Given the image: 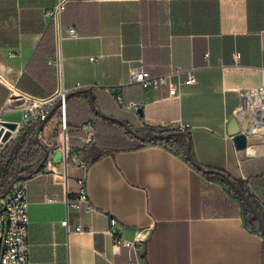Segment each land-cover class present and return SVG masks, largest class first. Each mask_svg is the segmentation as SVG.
<instances>
[{
  "label": "crops",
  "instance_id": "obj_1",
  "mask_svg": "<svg viewBox=\"0 0 264 264\" xmlns=\"http://www.w3.org/2000/svg\"><path fill=\"white\" fill-rule=\"evenodd\" d=\"M60 1L63 85L78 91L87 112L88 93L79 90L92 88L104 115L73 118L66 133H56L50 122L54 113L59 118L55 111L39 133L55 143L41 170L21 159L27 145L21 133L2 151V162L18 153L27 175L29 264H264V234L246 226L240 200L219 176L163 144L127 147L115 135L102 138L123 127L105 115L144 133L147 126L188 123L196 162L245 185L253 181L264 194V141L251 135L238 149L227 131L242 90L264 83V0H0V105L14 91L44 96L57 87L48 62L55 27L44 11ZM71 23L76 35L65 29ZM137 64L154 74L193 68L196 82L180 84L169 96L166 86L130 83ZM185 78L182 72L175 80ZM119 83L126 99L141 102V113L115 103L106 87ZM4 118L17 121L21 113ZM87 118L95 119L91 160L86 169L66 165L65 152L82 144L80 124ZM80 177L95 210L67 205ZM111 218L120 236L139 240L137 249L115 244Z\"/></svg>",
  "mask_w": 264,
  "mask_h": 264
},
{
  "label": "built area",
  "instance_id": "obj_2",
  "mask_svg": "<svg viewBox=\"0 0 264 264\" xmlns=\"http://www.w3.org/2000/svg\"><path fill=\"white\" fill-rule=\"evenodd\" d=\"M62 1L45 9V14L48 15L55 27V51L54 56L49 58L48 62L54 66L58 85L51 93L40 96L26 92H11L9 100L5 104L0 105V154L5 149L8 142L16 136L19 131L25 126H32L36 129L40 122L47 117L55 102L61 99L62 102L57 108L59 113V121L62 130L67 131V99L66 95L70 90L63 85L62 76V54L60 47L61 31L63 29L60 23V11ZM70 35H76L77 30L75 24H69L65 27ZM240 56L239 51L233 52L235 61ZM91 60L95 56L90 57ZM182 72H186L185 79L175 80ZM130 83H137L143 88H160L166 86L168 95L175 96L178 94V86L184 83H195L196 77L193 73V68L184 69L181 66H176L165 73L154 74L145 68L142 64H137L130 69ZM125 88L124 83H119L106 89L112 92L115 103L119 107H123L138 114L141 106L140 101L126 99L122 93ZM242 103L235 111V117L238 122L239 132H242L248 138L251 135L258 134L260 139L264 141V83L254 88H246L241 92ZM19 110L21 113L20 120L13 121L4 118V114ZM4 121L16 122V128L12 130L10 137L1 141L2 136L7 130ZM80 127L84 130L82 141L84 144L90 142L95 137V119L87 118ZM189 127L188 123L179 125L180 130H185ZM40 131L37 133L39 134ZM48 156L44 163L47 161ZM66 165H73L78 168L86 169L88 166L87 154L81 147L71 148L65 152ZM78 189L75 196L67 197V205L74 209L83 208L86 211L95 210L88 197L85 178L80 177L77 180ZM56 200L57 198H53ZM28 197L26 192L25 180H20L14 183L12 189L3 198H0V264H29L30 263V241L29 232V216H28ZM113 228L109 230L114 234V242L117 246L126 245L133 249L140 246L139 240H128L120 236L114 229L116 224L115 218H111ZM67 225V220L63 221ZM77 229H80L78 227ZM132 264V263H129Z\"/></svg>",
  "mask_w": 264,
  "mask_h": 264
},
{
  "label": "trees",
  "instance_id": "obj_3",
  "mask_svg": "<svg viewBox=\"0 0 264 264\" xmlns=\"http://www.w3.org/2000/svg\"><path fill=\"white\" fill-rule=\"evenodd\" d=\"M88 102H89V100H88ZM66 105H67V128L70 127V125H72V123H73L72 119L73 118H75V122H76L77 120L83 119L84 117L88 116L89 114H94V110L91 108H89L88 112H87V108H88L87 104L86 103L85 104L80 103L78 101L77 96L74 94L70 95L67 98ZM128 125L131 127V129L133 131H127L123 127H120L115 132H112L113 130L111 132L106 131V133L102 136V138H104L106 141H109V140L112 141V140H114L113 136L115 135L116 136L115 142H117L119 145H125L127 147H137V146H140V145H143L146 143H159V144H163V145L167 146L168 148L186 156L187 139L181 133H173V134H171L165 138H162V139L161 138H154L151 141H147V140L142 139L138 136V135L149 136V135L154 134V133L164 134V133H167L169 131L179 130V129L171 128V127L147 126L146 132L144 133V132H141V131L135 129V127L132 124H128ZM19 133H21V137H22L21 143L22 144H24V143H27V144L28 143H35L36 129H34L32 126H25L24 128H22L19 131ZM29 136H30V138H29ZM17 150H16V152H18ZM1 155L2 154H0V192H2L4 190V187H3L4 182L3 181H7L9 179L14 178L18 174L23 173V169H24V168H20L21 162L19 160L20 156L18 153L11 154L10 157H8L6 160H3L4 162H2V160H1ZM97 156H98V154H96V156L92 157V159H95ZM87 158H88V163H89L91 160L90 154H88ZM41 169L42 168H40L39 170H41ZM206 174L217 175L221 178V180L224 182L225 186L230 191V193L240 200L246 226L252 230H256V231L262 232L264 234V232L262 231V229L259 226L257 217L254 215L252 209L249 207V205L246 203V201H244V199L241 197V195L239 193H237L232 188V186L227 182L224 175L221 173H215V172H206ZM225 174H227V173H225ZM25 179H23V180H25ZM234 181L244 190L247 197L249 198V200L253 204L254 208L262 217V215L259 211V206L256 203V200L254 198V195L252 193H249L247 187L245 186V183L242 181H239L237 179H234ZM262 221L264 224L263 217H262Z\"/></svg>",
  "mask_w": 264,
  "mask_h": 264
},
{
  "label": "water",
  "instance_id": "obj_4",
  "mask_svg": "<svg viewBox=\"0 0 264 264\" xmlns=\"http://www.w3.org/2000/svg\"><path fill=\"white\" fill-rule=\"evenodd\" d=\"M79 91H83V92H87L88 93V100L91 104V107L92 109L94 110V112L100 116H103L104 114L101 113L96 105L94 104V101H93V94H92V88L90 87H86L82 90H79ZM75 93H78V91H71L69 92L67 95H66V99L70 96V95H73ZM62 100L61 99H58L53 108L51 109V111L49 112V114L47 115L46 118H44L38 128H37V133L42 129V127L44 126V124L47 122V120L49 119V117L57 110L58 106L61 104ZM139 113L142 112V108L140 107L139 108ZM107 118L111 119V120H114V121H117L119 123L122 124V126L125 128V130L127 131H133L131 129V127L128 125L127 122H125L124 120L122 119H119V118H116V117H113V116H109V115H105ZM6 126H7V130L5 131L4 135L2 136L1 138V141H5L7 140L11 133H12V130H14L16 128V122H13V121H4L3 122ZM227 131L230 135H232L233 137V140L235 142V145L238 149H243L247 146V137L244 133L242 132H239V128H238V122H237V119L235 116H233L231 118V120L229 121L228 123V127H227ZM173 133H181L183 134L186 139H187V146H186V156L188 158V160L196 167L198 168L199 170L203 171V172H215V173H221L224 175L225 179L227 180V182L232 186V188L241 195V197L244 199V201H246V203L249 205V207L252 209L254 215L257 217V220H258V223H259V226L260 228L262 229V231L264 232V224H263V221H262V217L260 216V214L256 211V209L254 208L253 204L251 203V201L249 200V198L247 197L246 193L244 192V190L234 181V179L229 176L228 174H225L224 172H222L221 170L219 169H216V168H207V167H204L202 166L201 164H199L198 162H196L193 158H192V155H191V136L190 134L185 131V130H173V131H169L167 133H154V134H151L149 136H145V135H138L140 138L142 139H145L147 141H151L153 140L154 138H165ZM0 146H1V142H0ZM42 149L44 150V157L43 159L40 161V163L38 164V166L35 168V171H38L43 165H44V161L46 160L47 156H48V148L44 145H42ZM27 177V175L25 174H18L17 176H15L12 180H10L8 182V184L6 185L5 189L0 192V198H3L7 195V193L12 189L13 185L15 182L17 181H20V180H23Z\"/></svg>",
  "mask_w": 264,
  "mask_h": 264
},
{
  "label": "rangeland",
  "instance_id": "obj_5",
  "mask_svg": "<svg viewBox=\"0 0 264 264\" xmlns=\"http://www.w3.org/2000/svg\"><path fill=\"white\" fill-rule=\"evenodd\" d=\"M53 116H54L53 119L50 121L53 124V130L56 131V133L63 131L61 128L58 116L55 115V113L53 114ZM49 138H50V136H47L46 134H44V132H42L41 134H37L35 136V143H28L27 145H25V149L23 151H20L21 159L24 161L26 160V162L31 161V163H33V167H37L38 164L40 163V161L44 157V150L42 149V145L46 146L48 149H49V147H53L55 145V143H53V141H50ZM93 140H91L90 142H88L86 144H84V142L82 141V144L80 146H78V147H81V149L87 154V156H88V152H89V144ZM11 147H13V143L9 142L6 145L4 152L7 149H11ZM34 160L36 162H32ZM33 167H31V168H33ZM21 174H23V173H21ZM12 179H9L7 181H3L4 182V186H3L4 189H5L6 185L8 184V182ZM245 186L247 187L249 193L254 194V198L256 200V203L259 206V211L263 217L264 194H263L262 190L257 188L258 185H255V183H253V181H249L248 185H245Z\"/></svg>",
  "mask_w": 264,
  "mask_h": 264
}]
</instances>
